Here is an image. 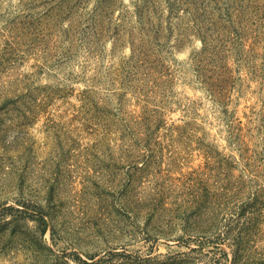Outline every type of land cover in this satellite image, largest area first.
<instances>
[{"label":"rangeland","instance_id":"1","mask_svg":"<svg viewBox=\"0 0 264 264\" xmlns=\"http://www.w3.org/2000/svg\"><path fill=\"white\" fill-rule=\"evenodd\" d=\"M148 1L161 64L131 58L142 0H0V264H264V30L221 106L185 5Z\"/></svg>","mask_w":264,"mask_h":264},{"label":"trees","instance_id":"2","mask_svg":"<svg viewBox=\"0 0 264 264\" xmlns=\"http://www.w3.org/2000/svg\"><path fill=\"white\" fill-rule=\"evenodd\" d=\"M179 1L185 5V12L190 16L189 19L202 42L201 52L194 66L196 79L216 103L225 106L231 76L228 68L222 65L223 59L230 51V47L234 48L242 41V45H245L248 35L257 36L261 30H264V0H243L237 9L232 10L224 6L222 0ZM156 9L148 0H142V3L135 8L136 26L132 27L134 29L128 35L131 37V58L138 64L160 63L153 47L159 45L164 36L162 29L154 27ZM220 198L222 202L218 209L226 208L225 214H230L232 217L237 210L259 203L257 199L246 198L245 201L232 204L227 194H222ZM238 203L240 204L237 207ZM241 246L234 245V258L231 264L241 263L239 253Z\"/></svg>","mask_w":264,"mask_h":264}]
</instances>
